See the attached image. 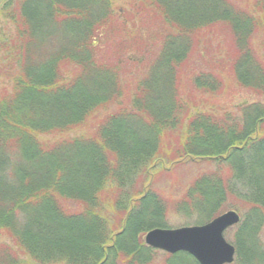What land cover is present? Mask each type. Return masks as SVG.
<instances>
[{
  "label": "trees",
  "instance_id": "trees-1",
  "mask_svg": "<svg viewBox=\"0 0 264 264\" xmlns=\"http://www.w3.org/2000/svg\"><path fill=\"white\" fill-rule=\"evenodd\" d=\"M134 1L135 20L112 0H0V80L13 86L0 92V264H151L143 237L167 228L173 203L153 187L164 164L229 163L264 209V105H243L237 124L205 102L231 84L264 97V0ZM213 42L228 49L217 65ZM140 49L152 60L130 93L122 60ZM223 181L202 175L175 207L213 220Z\"/></svg>",
  "mask_w": 264,
  "mask_h": 264
},
{
  "label": "rangeland",
  "instance_id": "rangeland-1",
  "mask_svg": "<svg viewBox=\"0 0 264 264\" xmlns=\"http://www.w3.org/2000/svg\"><path fill=\"white\" fill-rule=\"evenodd\" d=\"M112 4L117 18H123L126 13V16L130 15L129 17L135 20L134 0H112ZM127 21L129 26L132 25L129 19ZM4 27L5 33L9 34L13 30V27L6 23ZM255 45L258 54L264 59V32L257 36ZM151 50L156 49L153 48ZM204 50L206 51L205 56L207 59L212 60L216 65L227 58L228 49L226 44L219 45L218 42H213L210 45L206 43ZM144 53L145 51L140 49V51H130L123 56L122 84L130 93H134L139 82L148 74L149 62L150 59L152 60V56L143 55ZM4 55H6L5 52L1 51L0 60ZM143 59H145V64ZM195 59L192 60L190 68L196 64ZM2 83L0 80V92L4 89L11 90L13 87L11 82ZM186 91L191 94L189 86H187ZM195 95L200 96L196 93ZM205 98V102L208 103L206 104L207 110L212 109L211 111L216 114L220 121L225 122L231 119L233 120L231 123L235 121L237 124H242L245 118L242 109L243 105L247 103L250 105H264V97H259L249 90L240 89L232 84L228 85L221 95L215 97L207 96ZM170 165L164 164L165 171L161 170L162 168L160 167L154 172L155 175L153 176V187L155 190L164 199L174 203L167 207V213L164 217L168 225L167 229L175 230L185 227L203 226L210 222L207 214L208 210L203 208L192 209L191 207L178 210L175 204L186 196L195 181L202 175H217L218 173V177L224 180L225 188L224 201L219 204L218 209L220 210L217 217L230 210L238 212L242 217L239 225L230 228L225 233V237L230 244L236 248L238 244L240 245L235 264H264V209L254 205L257 198H259L257 181L251 175H246V178L240 177L238 171L231 170L229 163H224L220 166L216 163L184 164L177 167L172 165L171 168L169 167ZM250 233L251 236L249 235ZM143 241L145 244V235ZM2 243L10 244V241L7 237L2 236L0 237V244ZM155 251L151 264H166L170 254L161 250ZM186 264H193V262L189 260Z\"/></svg>",
  "mask_w": 264,
  "mask_h": 264
},
{
  "label": "water",
  "instance_id": "water-1",
  "mask_svg": "<svg viewBox=\"0 0 264 264\" xmlns=\"http://www.w3.org/2000/svg\"><path fill=\"white\" fill-rule=\"evenodd\" d=\"M240 221L237 212L229 211L203 226L154 229L145 236V243L170 254L188 253L199 264H233L236 248L226 240L225 232Z\"/></svg>",
  "mask_w": 264,
  "mask_h": 264
}]
</instances>
